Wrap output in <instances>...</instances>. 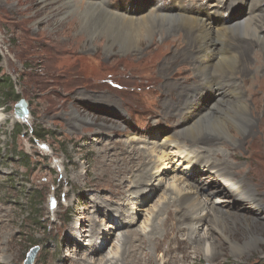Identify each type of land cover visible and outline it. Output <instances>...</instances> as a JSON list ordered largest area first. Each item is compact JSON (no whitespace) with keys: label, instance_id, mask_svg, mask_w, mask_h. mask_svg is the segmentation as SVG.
Returning <instances> with one entry per match:
<instances>
[{"label":"rangeland","instance_id":"obj_1","mask_svg":"<svg viewBox=\"0 0 264 264\" xmlns=\"http://www.w3.org/2000/svg\"><path fill=\"white\" fill-rule=\"evenodd\" d=\"M78 1L72 7L67 0H0V263L24 264L27 253L37 247L31 264H72L85 254L101 263L117 259L127 248L147 264H264V206L246 203L240 208L217 194L211 197L215 206L235 212L220 233L207 235L204 223L191 228L193 220L184 224L177 212L163 226L165 201L175 200L173 184L182 186L184 180L192 190L219 183L209 174L189 177L193 165H184L176 151L182 148L191 157L199 153V141L220 134L222 144L215 147L229 155L231 150L221 148L224 143L237 150L239 159L230 156L229 161L242 168L241 176L251 164L255 175L264 178V136L252 141L244 139L242 131H231L230 140L216 125L204 122L195 135L198 140H190L185 126L180 127L175 93L165 86L196 83L190 65L178 62L175 49L162 40L165 36L142 37L128 49L132 36L125 29L99 21L85 6L87 0ZM108 1L121 9L120 3L130 0ZM148 1H158L161 8L174 3ZM183 1L209 5L218 0ZM174 28L172 35L187 30L180 23ZM21 99L28 110L26 121L13 119ZM74 111L80 126L71 121ZM162 127L174 134V141L183 142L180 149L167 146ZM115 141L128 150L141 149L144 158L127 179L115 175L121 157ZM161 146L170 163H162L166 157L154 170L152 160H157ZM104 152L109 157L105 165L97 159ZM103 166L108 168L105 173ZM146 168L153 177L135 188V175ZM96 197L108 201L98 211L91 206ZM90 225H96L90 234L98 237L99 250L79 253L81 243L83 249L91 248L90 237H81ZM125 234L131 236L126 247L121 246ZM193 235L216 244L218 256L210 259V249L205 253L203 245L194 247ZM153 236L160 240L157 249L151 243L141 245V239Z\"/></svg>","mask_w":264,"mask_h":264},{"label":"bare ground","instance_id":"obj_2","mask_svg":"<svg viewBox=\"0 0 264 264\" xmlns=\"http://www.w3.org/2000/svg\"><path fill=\"white\" fill-rule=\"evenodd\" d=\"M173 1V4L162 8L158 1L151 3L148 0L145 3H143V0L121 2V9L112 8L108 0H87L85 6L93 9V13L99 21H111L115 23L117 28L125 29L126 33L132 36L127 40L128 49L132 48L130 44L137 43L142 37L157 36L163 38L165 36L162 40H168L166 44L168 49L171 47L175 49L177 59L180 60L176 61L190 65L192 77L196 79V83L183 82L179 85L172 82L165 83L166 90L175 93L176 100L174 104L177 107L178 115L182 118L180 127L185 126L184 131L186 135H190V140L197 141L195 135L203 129L202 124L210 122L223 131L222 135L230 138V140L231 131H242L244 139L257 141L261 136H264V12L261 10V4L264 3V0H228V3L225 0H218L209 5H194L191 1L188 4H183V0ZM67 2L70 6L74 7L76 5L77 7L80 1L67 0ZM159 6L160 9H156ZM235 10H237V15L234 16ZM179 23L185 27L187 26L186 32L178 30L179 34L172 35L175 32L174 26ZM83 28L86 30V35L91 36V32L86 28L85 23H83ZM172 62H175V60ZM72 115L74 116L71 121L80 126V123H77V117H80V115L76 111ZM1 117L2 115H0V121L2 120ZM17 117L16 114L13 115L15 120H18L19 117ZM27 119L26 117L23 121ZM161 133L167 141V146L180 149L183 142L174 141L173 139H176V137H173L174 134H171L170 130L162 127ZM217 133L219 132L217 131ZM222 138L220 134H217L214 137L199 141L198 144L200 145L196 147L199 148V153L191 157H188L187 151V154H184L185 150L181 151L182 148L176 151L178 155H183L181 159L186 161L184 165H193L192 174L190 173L189 177L209 174L207 176L213 175L219 183H212L206 188L195 185L192 190L191 184L186 183L184 180L182 186H185L184 183H186L185 187L181 185L176 187L172 183L171 187L175 193V200L172 202L168 200L165 201V204L163 203L166 213L163 226L167 225L172 218V214L177 212V219H180L182 223L186 224L188 221L193 220L190 225L191 228L204 223L206 224L207 235H211L212 231L220 233V228L227 224V221L231 219L232 215H235V212L231 209L215 206L211 197L217 194H225L228 198L224 199L223 202L234 203L240 208H243L246 203L251 206H264L262 197L264 178L255 175L251 164L249 170L244 172L245 175L241 176L242 168L235 167L229 161L230 156L239 159L240 155H238L237 150L227 147L224 143L221 148L231 150L232 153L229 155L215 147L222 144ZM114 144V146L118 145L119 154H121L115 175L123 180L126 175L131 174L134 168L143 162L144 158L140 152L141 149H125L122 143L118 141H115ZM165 145L162 143V146L165 147ZM161 149L158 153L159 156L156 157L157 160L152 158L154 170L158 166L157 163L162 162L168 156ZM192 151L194 152L193 149ZM107 154L106 152L100 154L97 158L98 162L105 165V161L109 158ZM244 158L248 160L247 156H244ZM109 162L111 163V161ZM162 163L164 165L169 164L168 157L167 161ZM103 167L105 169L102 168V171L105 173L108 168ZM151 173L147 168L139 171L135 175L132 185L135 188L142 187L146 184L147 179L149 181L153 177ZM119 184L117 183L115 186L119 188ZM98 197L92 199L91 203L96 211L99 210L98 206L108 202L98 200ZM175 205L176 209H172V206ZM116 211L120 212L118 209ZM122 214L125 213L121 211ZM95 226L90 225L88 230L82 229L86 232L85 234L79 232L74 235L75 239L80 233L81 237H90L88 244L91 248L83 249L81 243L79 244V253L81 250H85L87 253L94 254L99 250V247L97 249L98 237L95 238L90 234ZM124 227L125 224L121 223L120 228ZM164 232L165 236L169 234L168 227L164 229ZM129 237H131L129 234H125L123 240L121 239V246H129ZM192 239L194 247L203 245L205 253L210 249L211 254L208 256L210 259L218 256L219 248L213 242L211 243L209 240L197 236ZM140 242L143 246L151 243L157 249L160 240L153 236L144 237ZM129 250L127 248L117 259L115 256L104 262L103 259H100L101 263H96V260L92 257H89L90 260L87 259L86 254L75 257L69 263L117 264L118 261H121L122 264H147L146 262H140V258Z\"/></svg>","mask_w":264,"mask_h":264},{"label":"water","instance_id":"obj_3","mask_svg":"<svg viewBox=\"0 0 264 264\" xmlns=\"http://www.w3.org/2000/svg\"><path fill=\"white\" fill-rule=\"evenodd\" d=\"M14 112H15L16 116H18L21 119L26 118L28 116V110L26 108V102L24 101V99H21V100H19L18 103H16V105L14 107ZM37 250H38V248L34 247L31 249V251H29V253L27 254V257L25 259L26 264L32 263L34 257L36 256Z\"/></svg>","mask_w":264,"mask_h":264},{"label":"trees","instance_id":"obj_4","mask_svg":"<svg viewBox=\"0 0 264 264\" xmlns=\"http://www.w3.org/2000/svg\"><path fill=\"white\" fill-rule=\"evenodd\" d=\"M0 59H1V56H0ZM2 82L3 81H6L5 79H3V80H1ZM34 136L36 137V138H39L40 136L37 134V132H34Z\"/></svg>","mask_w":264,"mask_h":264}]
</instances>
